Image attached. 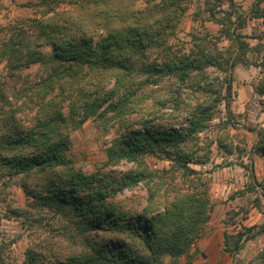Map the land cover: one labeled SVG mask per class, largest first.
<instances>
[{"label": "trees", "instance_id": "trees-1", "mask_svg": "<svg viewBox=\"0 0 264 264\" xmlns=\"http://www.w3.org/2000/svg\"><path fill=\"white\" fill-rule=\"evenodd\" d=\"M138 1L38 0L39 18L3 27L9 33L0 39V61L9 77L43 62V44L52 55L46 74L33 84L0 81V169L20 175L31 207L48 208L70 224L65 242L46 239L27 248V264H163L166 256L184 254L209 218V180L188 164L208 160L210 144L200 142L199 133L217 107L231 115L232 70L251 64V46L238 31L246 19L233 20L227 10L217 16L207 0L206 20L219 25L229 44L219 47L206 31L191 34L188 50L177 51L169 38L192 0H153L142 7ZM251 11L264 18V0H254ZM258 92L264 95V79ZM88 118L100 130L116 132L90 174L67 155L70 131ZM256 134L253 151L264 157V127ZM146 155L173 164L150 168ZM121 162L131 167L117 174L112 168ZM174 170L182 185L174 181ZM138 185L146 195L136 210L117 196ZM255 187L264 217V183L253 179L249 189ZM257 234L263 246L249 264H264V218L224 235L235 264L243 242Z\"/></svg>", "mask_w": 264, "mask_h": 264}, {"label": "rangeland", "instance_id": "rangeland-1", "mask_svg": "<svg viewBox=\"0 0 264 264\" xmlns=\"http://www.w3.org/2000/svg\"><path fill=\"white\" fill-rule=\"evenodd\" d=\"M1 1L0 39L9 33L3 27L16 24L25 26L31 19L40 17L35 6L38 0ZM147 1L153 0H139L137 6H144ZM206 1H191L174 34L169 38V43L175 50H188L191 34L202 35L206 31L211 33L219 47L229 44L225 37L219 35V25L206 20ZM209 1L217 16L222 15L220 10H227L232 13L233 20L238 15L246 19L244 27L238 31L251 46L246 53L251 64L239 63L232 70L231 115L228 116L223 106L219 105L208 127L199 133L200 142L210 144L208 160L201 164H188L201 171L209 180L208 194L212 204L209 218L189 249L175 259L166 256L163 264H235L233 257L224 249V235H233L243 227L259 225L264 218L254 199L259 191L258 187H255L256 192L249 189L253 179L264 183V157L254 153L252 148L257 140L256 131L264 127V95L258 92L260 82L264 79L261 71L264 65H258L264 61V18L252 17L254 0H232L233 7L228 0ZM39 50L43 62L33 63L11 77L7 75L5 62L0 61V81L16 87L38 81L46 74V63L52 55L51 47L47 44L40 46ZM149 52L151 55L154 50ZM210 71L217 72L213 68ZM29 112L32 115L34 110ZM64 112L67 113V108H64ZM115 136V129L102 131L88 118L78 128L70 131L71 143L67 155L76 168L86 174L93 173L105 159L106 147ZM145 160L150 168L160 171L173 164L165 157L154 155H146ZM130 167L131 163L121 162L112 170L122 174ZM172 175L174 181L182 185L181 174L174 170ZM19 178L20 175L9 176L0 169V264H27V248L46 239L65 242L63 233L70 226L63 216L48 208L31 207ZM145 195L146 190L138 185L124 190L117 198L127 207L138 210ZM15 208L20 210L18 215L11 211ZM255 231L256 229L253 230ZM232 240L230 238V242ZM262 246V234L244 241L242 248L236 253L238 264H249Z\"/></svg>", "mask_w": 264, "mask_h": 264}]
</instances>
